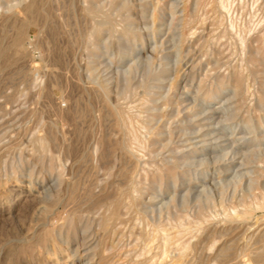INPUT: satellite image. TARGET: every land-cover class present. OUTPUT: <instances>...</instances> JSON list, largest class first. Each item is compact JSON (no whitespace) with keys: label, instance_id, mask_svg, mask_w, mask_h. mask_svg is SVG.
Returning <instances> with one entry per match:
<instances>
[{"label":"rangeland","instance_id":"obj_1","mask_svg":"<svg viewBox=\"0 0 264 264\" xmlns=\"http://www.w3.org/2000/svg\"><path fill=\"white\" fill-rule=\"evenodd\" d=\"M263 242L264 0H0V264H264Z\"/></svg>","mask_w":264,"mask_h":264},{"label":"bare ground","instance_id":"obj_2","mask_svg":"<svg viewBox=\"0 0 264 264\" xmlns=\"http://www.w3.org/2000/svg\"><path fill=\"white\" fill-rule=\"evenodd\" d=\"M56 3H57V2H56ZM56 3H55V4H56ZM93 5H94V4H93ZM95 6H96V5H95ZM95 6H94V7H95ZM94 7H89V8L87 9L88 12H90V13H92V14L96 13V9H95ZM96 8H97V7H96ZM98 8H99V7H98ZM220 9H221V8H220ZM95 19H96V18H95ZM106 19H107V18H106ZM98 20H99V19H98ZM108 25H109V24H108ZM108 27H109V26H108ZM103 30H104V29H103ZM101 31H102V25L99 24L98 26L94 27L93 32L91 33V36H92V35H98V34L101 33ZM193 31H194V30H193ZM191 32H192V31H191ZM127 33H128V32H127ZM193 33H194V32H193ZM126 35H127V34H126ZM19 45H20V44H19ZM17 46H18V45H17ZM55 71H56V70H55ZM56 73H57V72H56ZM100 89H101V88H100ZM105 98H106V97H105ZM113 110H114V109H113ZM72 112H73V111H72ZM116 112H117V111H116ZM119 114H120V113H119ZM58 115H59V114H58ZM74 115H75V114H74ZM118 116H119V115H118ZM57 119H58V118H57ZM118 120H119V119H118ZM126 120H127V119H126ZM128 122H129V121H128ZM120 124H121V123H120ZM123 125H124V123H123ZM119 126H120V125H119ZM122 127H123V126H122ZM129 128H130V127H129ZM123 129H124V128H123ZM123 129H122V130H123ZM131 130H132V129H131ZM123 131H124V130H123ZM125 132H126V129H125ZM132 132H133V131H132ZM126 133H127V132H126ZM134 135H135V134H134ZM135 138H136V137H135ZM39 140H40V139H39ZM127 140H128V139H127ZM135 140H136V139H135ZM135 140H134V142H136ZM40 143H41V141H40ZM40 143H39V144H40ZM46 146H47V145H46ZM124 148H125V147H124ZM127 148H128V147H127ZM39 149H41V148H39ZM128 149H129V148H128ZM42 152H43V151H42ZM125 152H126V151H125ZM135 153H136V152H135ZM106 162H107V161H106ZM167 173H168V175H169L170 177H174V173H173L172 171L169 170ZM176 176H177V175H176ZM133 177H134V175H133ZM154 179H155V178H154ZM169 179H170V178H169ZM128 182H129V181H128ZM134 182H135V181H134ZM48 183H49V182H48ZM45 184H46V183H45ZM47 185H49V184H46V186H47ZM49 186H50V185H49ZM47 187H48V186H47ZM137 187H138V185H137ZM69 190H70V189H69ZM132 190H133V187H132ZM70 191H71V190H70ZM124 191H125V190H124ZM133 193H134V192H133ZM131 194H132V193H131ZM126 197H127V196H126ZM128 197H129V196H128ZM100 198H101V197H100ZM82 199H83V198H82ZM101 199H102V198H101ZM101 199H100V200H101ZM130 199H131V198H130ZM61 200H62V199H61ZM102 200H103V199H102ZM102 200H101V201H102ZM133 200H134V198H133ZM90 201H91V199H90ZM135 201H136V200H135ZM113 202H114V201H113ZM113 202H112V203H113ZM126 206H127V205H126ZM118 207H119V203H117V202H115V204H114V203L111 204V209H112V211H113V215H116V213H117V211H118ZM122 207H123V206H122ZM81 210H82V209H81ZM234 210H235V209H234ZM105 212H106V211H105ZM233 212H234V211H233ZM225 213H226V212H225ZM238 215H239V214H238ZM236 216H237V215H236ZM186 217H187V216H186ZM226 217H227V216H226ZM233 217H235V216H233ZM238 217H239V216H238ZM238 217H236L235 219H238ZM203 218H204V217H203ZM110 219H111V218H110ZM113 219H114V218H113ZM70 220H71V218H70ZM76 220H77V219H76ZM233 220H234V219H233ZM77 221H78V220H77ZM193 221H194V220H193ZM237 221H238V220H237ZM245 221H246V219H245ZM54 222H55V221H54ZM108 222H110V221H108ZM108 222H107L106 220H103V221H102V226H104V227L106 228ZM239 222H240V221H239ZM195 223H196V221H195ZM234 223H235V222H234ZM66 224H67V223H66ZM196 224H198V222H197ZM199 224H201V222H200ZM241 225H242V224H241ZM244 225H245V224H244ZM114 226H115V225H114ZM180 226H182V225H180ZM185 226H186V225H185ZM151 227H152V226H151ZM161 227H162V226H161ZM153 228H154V227H153ZM174 228H175V227H174ZM182 228H183V227H182ZM199 229H202V227L199 228ZM109 230H111V229L109 228ZM162 230H163V229H162ZM145 231H146V230H145ZM145 231H144V232H145ZM149 231H150V230H149ZM155 231H157V229H156ZM155 231H153V232L155 233ZM166 231H167V230H166ZM191 231H192V230H191ZM151 232H152V230H151ZM151 232H150V234H151ZM162 232H163V231H162ZM145 233H147V231H146ZM167 233H168V231H167ZM167 233H166V234H167ZM178 233H179V232H178ZM191 233H192V232H191ZM198 233H199V232H198ZM156 234H157V233H156ZM161 234H162V233H161ZM166 234H164L163 236H165ZM176 234H177V233H176ZM176 234L173 233V235H176ZM225 234H226V233H225ZM146 235H147V234H146ZM146 235H145V236H146ZM189 235H190V234H189ZM149 236H150V235H149ZM149 236H148V237H149ZM155 236H156V235H154V237H155ZM186 236H187V235H186ZM150 237H151V236H150ZM167 237H168V236H167ZM191 237H192V236H191ZM144 238H145V237H144ZM157 238H158V237H157ZM146 239H147V237H146ZM154 239H155V238H152L151 241L154 240ZM163 239L165 240V237H164ZM168 239H169V238H168ZM168 239H167V240H168ZM148 240H149V239H148ZM170 240H171V239H170ZM178 240H179V238H178ZM151 241H150V242H151ZM168 241H169V240H168ZM168 241H167V242H168ZM171 241H172V240H171ZM175 241H177V240H175ZM180 241H181V238H180V240H179V244H180ZM104 242H105V241H104ZM146 242H147V241H146ZM167 242H166L165 244H167ZM147 243H148V245H149V242H147ZM152 243H153V242H152ZM162 243H164V242H162ZM169 243H172V242L169 241ZM169 243H168V244H169ZM183 243H184V242H183ZM186 243H187V242H186ZM214 243H215V241H214ZM263 243H264V242H263ZM119 244H120V243H119ZM168 244H167V245H168ZM177 244H178V242H177ZM179 244H178V245H179ZM148 245H147V246H148ZM163 245H164V244H163ZM186 245H187V244H186ZM158 246H159V245H158ZM168 246H170V245H168ZM174 246H175V244H174ZM176 246H177V245H176ZM184 247H185V246H184ZM145 248H146V247H145ZM166 248H167V246H166ZM166 248H165V249H166ZM161 249H162V248H161ZM168 249H170V248L168 247ZM168 249H167V250H168ZM181 249H182V248H181ZM185 249H186V248H185ZM190 249H191V247H190ZM150 250H151V249H150ZM167 250H166V251H167ZM220 250H221V249H220ZM259 250H260V249H259ZM153 251H154V250H153ZM166 251L164 252L163 256L166 254ZM185 251H186V250H185ZM191 251H192V249H191ZM191 251H190V252H191ZM222 251H223V250H222ZM147 252H148V251H147ZM147 252H146V253H147ZM187 252H188V251H187ZM256 252H257V251H256ZM256 252H255V253H256ZM148 253H149V252H148ZM180 253H181V252H180ZM250 253H252V251H250ZM244 254H245V253H244ZM136 255H138V254H136ZM257 255H258V254H257ZM257 255H256V256H257ZM182 256H183V255H182ZM216 256L218 257V255H216ZM256 256H255V257H256ZM258 256H259L260 258L264 259V252H262V253L259 254ZM258 256H257V257H258ZM130 257H131V256H130ZM186 257H187V256H186ZM191 257H192V256H191ZM217 257H216V258H217ZM219 257H220V256H219ZM176 258H178V257H176ZM182 258H183V257H182ZM161 259H162V258H161ZM161 259H160V260H161ZM179 259H180V258H179ZM179 259H177V260H179ZM197 259H199V258L197 257ZM197 259H196V260H197ZM123 260H124V259H123ZM140 261H141V260H140ZM151 261H152V260H151ZM180 261H181V260H180ZM203 261H204V260H203ZM215 261H216V260H215ZM141 262H142V261H141ZM143 263H144V262H143ZM174 263H176V264L178 263V262H176V259L174 260ZM145 264H146V263H145ZM148 264H149V263H148ZM150 264H151V262H150ZM155 264H156V263H155ZM172 264H173V263H172ZM202 264H203V263H202Z\"/></svg>","mask_w":264,"mask_h":264}]
</instances>
